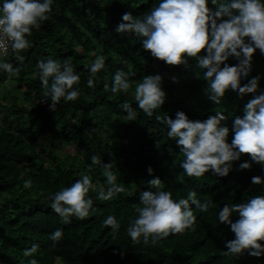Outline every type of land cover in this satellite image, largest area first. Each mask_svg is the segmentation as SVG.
Instances as JSON below:
<instances>
[{
  "label": "trees",
  "instance_id": "obj_1",
  "mask_svg": "<svg viewBox=\"0 0 264 264\" xmlns=\"http://www.w3.org/2000/svg\"><path fill=\"white\" fill-rule=\"evenodd\" d=\"M160 2L53 0L49 19L27 36L31 47L19 54L22 59L0 56V61L19 69L18 75L0 70V264H27L32 258L39 264H264V257L247 252L226 255L225 243L235 236L218 219L224 204L264 195V185L251 183L253 176L264 177V167L252 163L250 169L241 170V163L250 162L249 156L242 155L226 177L211 172L187 177L180 167L183 153L168 138L166 125L155 119V115L174 119L177 111H183L190 119L204 120L222 111L228 118L222 123L230 127L252 97L240 99L235 92H226L217 105L204 93L207 82L201 77L206 70L195 60L188 67H170L145 52L135 34L115 31L124 13L140 17ZM97 57L105 59V67L95 74V86L89 88V66ZM48 59L61 64L70 60L80 76L74 85L79 98L62 99L55 111L37 75V62ZM228 63L237 61L230 58ZM118 69L134 73L129 77L128 94L111 91ZM148 74L163 77L167 94L153 117L143 113L132 96L135 85ZM173 77L179 82L174 83ZM252 77L260 78L259 88L264 90V55L258 50L248 79ZM247 82L241 81L242 85ZM126 102L136 113L135 121L128 120L121 108ZM231 139L230 134L229 143ZM67 149L74 152L63 158ZM93 155L113 163L116 183L124 189L111 201L98 199L99 190L108 185L102 164L92 165ZM82 175H88L96 188L88 194L93 207L84 220L72 217L71 223L64 224L50 207L51 196ZM154 177L161 179L163 190L171 192L174 200L188 198L195 191V198L210 202V207L201 212L191 205L196 221L183 234L169 235L155 246L134 245L126 229L138 215L140 191L148 190V181ZM26 180L32 181L31 188L24 187ZM109 215L121 225L115 239L111 228L102 224ZM231 219L235 222L238 215L233 213ZM57 229L63 230V237L53 247L49 236ZM34 243L39 245L37 252L25 257L24 250Z\"/></svg>",
  "mask_w": 264,
  "mask_h": 264
},
{
  "label": "clouds",
  "instance_id": "obj_2",
  "mask_svg": "<svg viewBox=\"0 0 264 264\" xmlns=\"http://www.w3.org/2000/svg\"><path fill=\"white\" fill-rule=\"evenodd\" d=\"M53 0H3L0 6V49L7 52L10 47L17 59L20 53L31 47L27 36L33 28H39L49 19ZM124 34H135L141 46L151 57L170 67H188L195 60L204 71L203 80L207 82L205 95L215 104H220L226 92H235L240 99L251 96L242 108V114L236 115L231 126L223 124L228 118L222 111L210 114L206 119H190L183 111H177L175 118L155 115V119L166 125L167 136L174 140L184 159L180 167L187 177H201L211 172L217 177H226L242 155L250 157V162L240 164V169H250L252 163L264 167V90L259 88V77L248 79L254 55L257 50L264 55V2L262 0H161L150 12L140 17L126 12L115 29ZM234 58L237 63L228 61ZM38 77L44 89V97L51 100L50 109L56 110L63 99L76 101L80 92L74 88L80 76L70 60L63 64L53 59L37 62ZM105 67V59L97 57L89 66L91 73L87 86L93 88V77ZM0 70L10 75H18L19 69L10 63L0 61ZM130 75L134 73L117 70L112 77L113 94H128L132 84ZM173 82L178 79L173 77ZM248 80L246 84L242 80ZM163 77L160 74H148L135 85L132 96L140 110L148 117L161 108L167 98L163 90ZM109 85L105 84V89ZM121 108L127 113V119L135 121L136 113L130 103ZM232 135L231 142L228 138ZM92 165L103 166L107 189L101 188L98 199L111 201L124 191L116 183L117 177L111 171L113 163H104L98 156L91 157ZM91 171V165H89ZM152 175L153 169H147ZM251 183L264 185V177L253 176ZM24 187L31 188L32 181L26 180ZM159 177L148 181V190L140 191L138 214L129 221L128 236L132 243L155 246L169 235L183 234L190 229L196 217L191 205L201 212H207L210 202L201 203L195 191L188 198L174 200ZM90 190L96 188L88 175L51 196L50 207L62 223H71L75 217L84 220L89 216L93 200ZM233 213L238 219L233 222ZM221 224L230 226L235 238L225 243V254L264 257V195H255L244 202L224 204L218 213ZM110 227L113 239L121 227L115 216L109 215L102 221ZM63 237V230L57 229L50 234L53 247ZM39 248L32 244L24 250L25 257H32ZM123 255V253H120ZM27 264H39L35 258Z\"/></svg>",
  "mask_w": 264,
  "mask_h": 264
},
{
  "label": "built area",
  "instance_id": "obj_3",
  "mask_svg": "<svg viewBox=\"0 0 264 264\" xmlns=\"http://www.w3.org/2000/svg\"><path fill=\"white\" fill-rule=\"evenodd\" d=\"M15 54L12 53V50L11 48L9 47L7 49V52H5L3 49H0V56L2 58H8V57H11V56H14Z\"/></svg>",
  "mask_w": 264,
  "mask_h": 264
},
{
  "label": "rangeland",
  "instance_id": "obj_4",
  "mask_svg": "<svg viewBox=\"0 0 264 264\" xmlns=\"http://www.w3.org/2000/svg\"><path fill=\"white\" fill-rule=\"evenodd\" d=\"M74 150L73 149H67L63 154V158L64 157H67V156H70L71 154H73Z\"/></svg>",
  "mask_w": 264,
  "mask_h": 264
}]
</instances>
